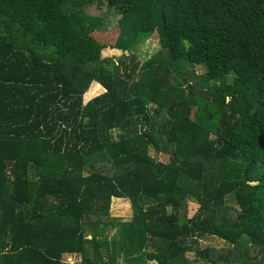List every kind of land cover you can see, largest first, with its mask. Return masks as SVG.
Masks as SVG:
<instances>
[{"label": "trees", "instance_id": "trees-1", "mask_svg": "<svg viewBox=\"0 0 264 264\" xmlns=\"http://www.w3.org/2000/svg\"><path fill=\"white\" fill-rule=\"evenodd\" d=\"M66 254L264 264V0H0V264Z\"/></svg>", "mask_w": 264, "mask_h": 264}, {"label": "rangeland", "instance_id": "rangeland-1", "mask_svg": "<svg viewBox=\"0 0 264 264\" xmlns=\"http://www.w3.org/2000/svg\"><path fill=\"white\" fill-rule=\"evenodd\" d=\"M86 11L94 15H101L104 12H106V7L104 4L99 5L97 3H93L87 6ZM109 12L114 13V10L113 9L109 10ZM118 20H119L118 14H109L104 24V30L110 31L116 28ZM159 48L160 46H159L157 38L152 37L148 39L147 41L144 42V44H141L137 48V54L139 55V59L141 60V62L144 61L145 59L149 58L151 55L156 53L159 50ZM123 54L124 52L117 50V49H105L101 53L102 58L113 59L114 61H118V59L122 57ZM125 54H128V53H125ZM203 71L204 69L202 67H197V68L192 69L191 71L189 70L187 75L191 73V76L195 79ZM174 80L175 79H171L170 83L171 84L174 83L175 82ZM101 92H102L101 90H98V92L94 93L92 96L88 98L83 96V103L88 102L92 97L100 94ZM163 159L166 160L167 157L164 156ZM232 199H233V196H229L227 198V200H232ZM231 207L234 208V205L231 204ZM110 217L122 220L123 222H130L133 218L132 203L129 202L127 199L126 200L119 199L115 201L112 200V205H110ZM244 244L241 246L245 247ZM201 248L202 249L213 248L215 250H222L223 248H227V246H225L223 242L220 240L209 239V240H204L201 242ZM186 258L189 261V264H198V263L201 264V262L199 261L198 263L194 262L195 259L193 255H186Z\"/></svg>", "mask_w": 264, "mask_h": 264}, {"label": "crops", "instance_id": "crops-1", "mask_svg": "<svg viewBox=\"0 0 264 264\" xmlns=\"http://www.w3.org/2000/svg\"><path fill=\"white\" fill-rule=\"evenodd\" d=\"M119 199H122V198H113L114 201L119 200ZM123 200H126V199H123ZM128 201L131 202L130 200H128ZM110 218H112V217H110ZM112 219H115V218H112ZM115 220L123 222L122 220H119V219H115ZM115 234H116V231L107 230L104 233V236L107 237L108 239H112L115 236ZM90 237H91L90 232H88V238L90 239ZM63 262H64V264H82V257L80 255H77V254H66L64 256ZM118 264H123V262L121 260H119ZM148 264H158V263L156 261H152V262H149Z\"/></svg>", "mask_w": 264, "mask_h": 264}]
</instances>
